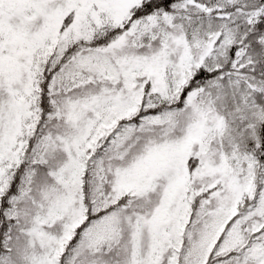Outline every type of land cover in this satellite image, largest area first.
I'll return each instance as SVG.
<instances>
[{"label": "snow or ice", "instance_id": "6c2138e0", "mask_svg": "<svg viewBox=\"0 0 264 264\" xmlns=\"http://www.w3.org/2000/svg\"><path fill=\"white\" fill-rule=\"evenodd\" d=\"M0 264H264V0H0Z\"/></svg>", "mask_w": 264, "mask_h": 264}]
</instances>
